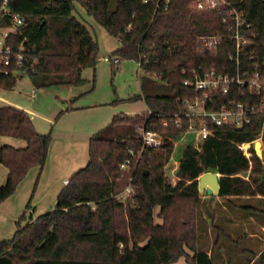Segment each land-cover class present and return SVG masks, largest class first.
Segmentation results:
<instances>
[{
  "label": "trees",
  "instance_id": "16d2710c",
  "mask_svg": "<svg viewBox=\"0 0 264 264\" xmlns=\"http://www.w3.org/2000/svg\"><path fill=\"white\" fill-rule=\"evenodd\" d=\"M9 1L12 12L26 23L16 29L12 42L22 50L24 75L34 89L79 85L83 69L96 62V40L72 14L74 2L118 39L114 55L138 63L146 76L140 85L142 98L152 111L176 107L175 100L183 91L182 68L213 62L219 66L224 60L222 47L199 52L191 32L203 17L191 11L193 0H169L166 9H155L153 3L142 0ZM241 7L255 23L253 30L261 41L264 0H244ZM179 22L186 30L176 25ZM152 79L173 83V93H156ZM16 81L2 78L0 89H12ZM140 122L139 113L115 114L91 135L87 163L58 192L54 208L26 225L17 221L13 236L0 240V264H170L181 257L185 264H264V248L234 247L246 238L244 234L238 237V228L229 229L234 222L229 214L252 215L264 222V128L262 158L252 148L249 163L237 146L259 134L261 117L242 128L219 126L216 136L199 147L184 146L174 182L166 175L174 149L169 140L133 170H119V162L126 157L122 138ZM179 133L167 131L174 139ZM0 135L25 141L23 147L0 145V163L7 169L0 185L1 204L32 167L42 169L51 136L39 133L28 112L10 104L0 105ZM207 171L220 174V191L219 200L203 212L198 206V177ZM130 178L135 190L122 202L120 193ZM203 215L210 219L214 255L207 251L208 222ZM248 251V259L235 254ZM221 252L228 260H219Z\"/></svg>",
  "mask_w": 264,
  "mask_h": 264
},
{
  "label": "built area",
  "instance_id": "2783aa9c",
  "mask_svg": "<svg viewBox=\"0 0 264 264\" xmlns=\"http://www.w3.org/2000/svg\"><path fill=\"white\" fill-rule=\"evenodd\" d=\"M151 2L155 9H166L169 0H142ZM244 0H193L190 9L202 15L203 22L191 34L198 41V50L224 48V60L217 66L199 63L184 67L181 73L182 93L177 96L174 109L152 111L149 107L139 113L142 122L133 133L126 134V157L118 164L121 171L136 168L138 162L159 152L166 140L174 149L177 140L190 135L184 146L199 147L209 137L216 136L219 126L242 128L261 117L259 134L250 141L238 143V148L249 160L255 141L263 142L264 128V37L256 38L255 23L246 17L241 7ZM24 19L12 12L9 0H0V80L5 77L20 78L26 73L22 68L21 48L13 47L12 37L18 27L25 26ZM105 61L119 64L120 59L105 57ZM170 129L179 130L177 138L167 134ZM179 160L174 152L166 170L177 171ZM68 179L64 180V184ZM131 178L120 193L125 202L134 193Z\"/></svg>",
  "mask_w": 264,
  "mask_h": 264
},
{
  "label": "rangeland",
  "instance_id": "374dc122",
  "mask_svg": "<svg viewBox=\"0 0 264 264\" xmlns=\"http://www.w3.org/2000/svg\"><path fill=\"white\" fill-rule=\"evenodd\" d=\"M72 14L86 25L98 46L95 64L85 67L82 71L83 82L79 85L64 84L34 89L30 78L23 75L17 79L12 89H0V105L11 104L27 110L35 129L42 134L50 133L51 136L43 173L39 177L36 175L33 179L32 177L25 179L10 197L9 211L7 207L0 210V240L13 236L17 229V221L20 220L22 226L33 221L32 201L36 191L48 186L55 179V170L63 161L68 168H70L68 165H76L74 166L76 169L85 165V160L88 159L89 137L107 125L113 115L124 113L133 115L146 109L140 89L141 82H145L146 76L138 63L128 59H121L119 64L105 61V57L115 56L113 51L119 47L118 39L98 24L80 3L74 2ZM176 25L184 30L187 28L182 22ZM166 84L161 79H152L150 82L158 94L173 93V83ZM139 95L140 98L134 99ZM189 137L190 135H185L177 140L173 151L175 160L180 159L184 144ZM1 168L3 170L4 167L1 165ZM1 170L0 185L5 180L4 176H1ZM166 175L169 181H175L174 171L167 170ZM244 175L246 176V173ZM59 177L62 179L64 176L58 175ZM55 199V192L46 195L44 201L46 208L43 211L52 210ZM122 199L123 196L120 200ZM217 199L218 197L208 201L205 195H199V209L202 211L206 206L212 207ZM28 203L31 207H27ZM22 215L24 216L21 217ZM155 220L159 221L158 218ZM234 247L240 249L247 247V240L241 239L234 244ZM243 254V259L250 257L249 251ZM170 264H185V258L181 257Z\"/></svg>",
  "mask_w": 264,
  "mask_h": 264
},
{
  "label": "crops",
  "instance_id": "0c3cea01",
  "mask_svg": "<svg viewBox=\"0 0 264 264\" xmlns=\"http://www.w3.org/2000/svg\"><path fill=\"white\" fill-rule=\"evenodd\" d=\"M13 106H16V105H13ZM16 107L21 108L19 106H16ZM146 108H147V106H146ZM21 109H23V108H21ZM23 110H25V109H23ZM25 111L27 112V110H25ZM28 114H29V112H28ZM125 115H129V114H125ZM133 115H135V114H133ZM4 144H9V145H12V146H15V147H23V146H25V141L23 139H19V138L13 137V136L0 135V145H4ZM88 144H89V141H88ZM49 147H50V145H49ZM48 154H49V148H48L47 157H48ZM88 157H89V155H88ZM87 161H88V159H87ZM87 161L85 160L86 163H87ZM1 165L2 164L0 163V170L2 169ZM2 166L4 168H3V170H1L2 171L1 176L3 175L4 178H5L6 175H7V169H6V167L4 165H2ZM68 166L70 168H68L67 165L65 164V162L63 161L61 163L60 167L57 168V170H55V174H54V178L55 179H53L48 186H45V187L41 188L40 190L36 191L37 192L36 196H34V199L32 201V206L34 205V207H33V213H34L33 217H34V219L33 220H35L39 215L47 212V211H43L46 208L45 207L46 205L44 204L46 195H48L50 192L51 193L55 192V196H57L58 192L65 185L64 184V180L65 179H69L78 170V169H76V167H74L76 165H68ZM42 173H43V167H42L41 170L39 169L38 166L32 167L28 171L26 177L24 178V180L21 183H23L25 181V179H28L29 177H32L31 179H33L36 175H38V177H39V175L42 174ZM58 175L59 176H64V177L62 179H60L61 177L58 178ZM21 183L19 185H21ZM17 189H18V187L16 188L15 191H17ZM11 196L6 198L0 204V210L3 209V208L4 209L8 208V203L10 201L9 199H10ZM217 200H219V199H217ZM215 202L213 203L212 206H214ZM35 203H36V205H35ZM41 204H43V205L40 206ZM30 207H31V205H30ZM9 208H8V211H9ZM15 214H17V212ZM216 216H217V214H215V217ZM229 216L234 221L233 224H231V227L229 229L233 230L234 227L238 228V230H237L238 231V237L240 235H243V234L245 235V238L247 240V248H250L252 250H258V251L264 248V222L263 223L259 222L252 215H248V216L244 217L243 214H240V215H237V216L229 214ZM203 217H205L207 219V222H208L207 225H208L210 223V219L206 215H203ZM240 227H242V229H243L242 230V232H243L242 234H240V231H239ZM203 238H205V237L203 236L201 240H203ZM206 242L208 243L207 244L208 245V247H207L208 253L214 255V251L212 249L213 236H212V234L210 232V225L207 226ZM235 254L238 257V256H242L243 252H238V253H235ZM218 255H219V258H220L219 260H222L221 258H223V260H228L226 254L224 252H221ZM234 259H237V258L234 257ZM225 264H228V263H225Z\"/></svg>",
  "mask_w": 264,
  "mask_h": 264
},
{
  "label": "water",
  "instance_id": "95a60500",
  "mask_svg": "<svg viewBox=\"0 0 264 264\" xmlns=\"http://www.w3.org/2000/svg\"><path fill=\"white\" fill-rule=\"evenodd\" d=\"M262 143L257 140L253 144V149L256 155L262 158ZM220 174L214 171H207L198 177V192L199 195H205L208 201H213L220 191L219 183Z\"/></svg>",
  "mask_w": 264,
  "mask_h": 264
}]
</instances>
